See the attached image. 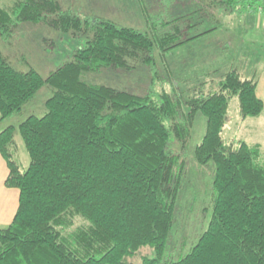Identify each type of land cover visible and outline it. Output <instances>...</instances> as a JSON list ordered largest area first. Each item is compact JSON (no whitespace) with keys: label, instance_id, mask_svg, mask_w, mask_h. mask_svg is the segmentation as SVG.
<instances>
[{"label":"trees","instance_id":"trees-1","mask_svg":"<svg viewBox=\"0 0 264 264\" xmlns=\"http://www.w3.org/2000/svg\"><path fill=\"white\" fill-rule=\"evenodd\" d=\"M245 1L250 4L158 0L153 14L144 8V31L103 17L80 18L61 0L0 5L1 39L21 22L85 36L45 78L33 69L16 70L0 53V121L42 86L52 88L45 114L30 115L18 126L29 157L24 170L13 158V127L0 131L5 184L19 193L12 221L0 227V264H133L127 258L142 247L152 253L138 264H264L263 151L245 141L232 145L221 133L232 97L242 118L263 113L255 79L231 68L214 78L206 72L186 97L174 86L171 93L140 94L81 79L90 72L129 74L139 63L153 69L156 55L164 58L222 27L217 12L231 8L239 14L236 6ZM184 2L193 9L169 16L171 3ZM202 23L213 27L190 35ZM197 112L206 126L193 158L214 164L212 214L189 252L164 260L185 164L174 144L188 141Z\"/></svg>","mask_w":264,"mask_h":264},{"label":"rangeland","instance_id":"rangeland-1","mask_svg":"<svg viewBox=\"0 0 264 264\" xmlns=\"http://www.w3.org/2000/svg\"><path fill=\"white\" fill-rule=\"evenodd\" d=\"M11 2L12 0H0V5L6 6ZM157 2L158 0H147L146 3L140 0H61L63 6H70L80 18L103 17L114 21L118 26L142 31L146 30L144 8H147L146 12L149 15L153 14L152 11L159 9ZM253 2H258L264 7V0ZM240 8L241 5L236 6V10ZM241 10L246 15V10L244 8ZM239 14L233 12L231 14V8L217 12L218 19L222 20V27L203 33L181 47L172 48L165 52L164 58L156 55L153 69L145 68L139 63L129 74L114 71L99 74L90 72L83 73L81 79L91 84H106L140 94L150 89L154 95L155 91L162 90L171 93L174 86L186 97L190 95L191 87L200 82L206 72L213 73L211 77L214 78L231 68L238 70L243 77L252 78V73L258 70L261 61L264 62V31L260 33L261 30L252 28L251 23L256 16L254 12L246 18L244 14L243 16ZM174 16L177 15L173 14L172 18ZM211 27L213 23H202L192 28L189 33L194 35ZM84 42L85 36L75 35L71 30L64 32L44 24L21 22L9 38L6 40L0 38V53L16 70L33 69L45 78ZM51 95L52 88L48 85L42 86L23 104L20 111L0 121V131L9 126L13 127L15 140L13 158L22 170L27 167L29 157L18 126L30 115L37 117L44 115L45 102ZM261 118L263 113L256 117L242 118L238 112L237 98L232 97L221 132L223 140L232 145H237L239 141L264 145ZM205 126V116L197 112L188 141L183 146L174 144V150L179 152L180 159H183L185 164L180 175L175 200V219L164 260H178L189 252L207 228L211 218L214 164L209 161L199 165L193 158L194 147L200 142ZM262 151L264 158V149ZM151 253V248L142 247L132 258L127 259L133 264H138L143 256Z\"/></svg>","mask_w":264,"mask_h":264},{"label":"crops","instance_id":"crops-1","mask_svg":"<svg viewBox=\"0 0 264 264\" xmlns=\"http://www.w3.org/2000/svg\"><path fill=\"white\" fill-rule=\"evenodd\" d=\"M140 1L146 3L147 0L146 1L140 0ZM253 1L254 0H249L250 4H248V2L245 1V4L242 6V8H244L247 12L246 15L244 11H242V13L241 12L239 13L240 16H243L244 14L245 16L244 18H246L248 17L249 14H252V12H254L256 16L254 15L255 19L254 21H252L251 25L252 28H254V30L255 29L261 30L260 31L261 33L264 31V11L257 12L256 7L260 4L258 2L254 3ZM183 4L184 5H180L178 3L176 4L171 3L170 8L172 11L169 13V16H173V14L175 15L184 14L190 11L191 9H193V5L191 4L187 5L185 4V2ZM255 76L256 78H254ZM252 77L256 81V87H255L256 95L258 98L261 99L263 103V118H261L260 120H261V135L264 138V62L263 61H261L258 70L252 73ZM254 144H258L262 150L264 149V145L262 143H254ZM7 175H8V167L6 161L3 159V157L0 154V227L8 225L12 221L18 206V194H19L18 189L15 187H9L5 184Z\"/></svg>","mask_w":264,"mask_h":264},{"label":"built area","instance_id":"built-area-1","mask_svg":"<svg viewBox=\"0 0 264 264\" xmlns=\"http://www.w3.org/2000/svg\"><path fill=\"white\" fill-rule=\"evenodd\" d=\"M256 10H257L258 12L264 11V7H263V5H259V6L256 8Z\"/></svg>","mask_w":264,"mask_h":264}]
</instances>
